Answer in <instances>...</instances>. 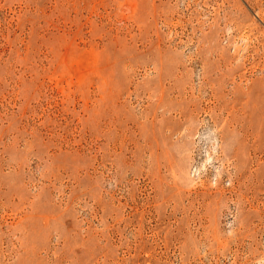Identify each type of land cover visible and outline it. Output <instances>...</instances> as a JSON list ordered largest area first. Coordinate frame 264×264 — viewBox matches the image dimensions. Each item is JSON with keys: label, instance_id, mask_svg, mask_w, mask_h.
<instances>
[{"label": "rangeland", "instance_id": "1", "mask_svg": "<svg viewBox=\"0 0 264 264\" xmlns=\"http://www.w3.org/2000/svg\"><path fill=\"white\" fill-rule=\"evenodd\" d=\"M0 264H264V0H0Z\"/></svg>", "mask_w": 264, "mask_h": 264}]
</instances>
